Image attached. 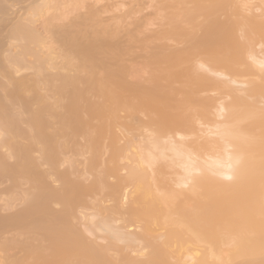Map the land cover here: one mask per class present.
Instances as JSON below:
<instances>
[{"label":"bare ground","instance_id":"1","mask_svg":"<svg viewBox=\"0 0 264 264\" xmlns=\"http://www.w3.org/2000/svg\"><path fill=\"white\" fill-rule=\"evenodd\" d=\"M0 264H264V0H0Z\"/></svg>","mask_w":264,"mask_h":264},{"label":"rangeland","instance_id":"2","mask_svg":"<svg viewBox=\"0 0 264 264\" xmlns=\"http://www.w3.org/2000/svg\"><path fill=\"white\" fill-rule=\"evenodd\" d=\"M134 56L133 60H134V67H132V72L133 74L131 75V77H129L130 82H133L134 84H139V85H143V86H148L149 82H148V77L151 74H148V68L145 67L144 63V57L146 56L145 53L139 49V48H135L133 49V51L131 52ZM150 69L152 70V67H150ZM180 84L176 83L173 84V87H178ZM167 110H169V107L166 105ZM190 108V106L188 107ZM138 118H140L141 120H144L145 117L144 116H138ZM134 125H136V123H134ZM120 130L117 129V132H119ZM133 133V132H132ZM134 134V133H133ZM130 137V135L128 133L125 134V137L123 139H126ZM123 140H120L119 143H122Z\"/></svg>","mask_w":264,"mask_h":264}]
</instances>
